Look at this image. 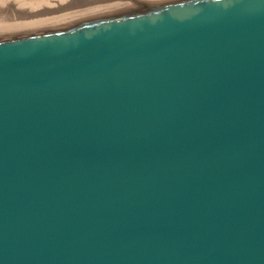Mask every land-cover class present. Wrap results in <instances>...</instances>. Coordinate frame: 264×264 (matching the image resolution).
<instances>
[{
  "label": "water",
  "instance_id": "1",
  "mask_svg": "<svg viewBox=\"0 0 264 264\" xmlns=\"http://www.w3.org/2000/svg\"><path fill=\"white\" fill-rule=\"evenodd\" d=\"M0 264H264V0L0 41Z\"/></svg>",
  "mask_w": 264,
  "mask_h": 264
},
{
  "label": "bare ground",
  "instance_id": "2",
  "mask_svg": "<svg viewBox=\"0 0 264 264\" xmlns=\"http://www.w3.org/2000/svg\"><path fill=\"white\" fill-rule=\"evenodd\" d=\"M69 1L71 0H0V41L57 27L86 24L92 22L93 16L112 13L116 9L121 11V9L134 7L141 1L149 2L150 0H122L121 4L118 2L101 6L99 4V6L86 9L74 7ZM152 1L158 2V4L173 1L176 4L181 0Z\"/></svg>",
  "mask_w": 264,
  "mask_h": 264
},
{
  "label": "flooded vegetation",
  "instance_id": "3",
  "mask_svg": "<svg viewBox=\"0 0 264 264\" xmlns=\"http://www.w3.org/2000/svg\"><path fill=\"white\" fill-rule=\"evenodd\" d=\"M181 1L177 2V4H174L173 1H168L166 3H159V4H158V2H155V1L151 2V0L149 2L144 1L146 3V6H145V3L143 1H141L140 3H138L134 7H128L127 8L128 10L127 9H121V11H120V10L116 9L117 11L115 10V12H112V13H104L103 15L93 16V20L91 19L92 22H88L86 24L79 23V24H74L72 26L62 27V28L57 27L58 29L57 28L51 29V30L49 29L48 31L45 30V31H41L38 33H32L29 35H42V34H53V33L55 34V33L61 32V31L66 30V29H71V28H75L77 26H81V25L83 26V25L92 24V23L113 22V21H117V20L132 19V18H145V17H149L152 15L160 14L163 11H166L169 7H172L174 5L187 3V2H196L198 0H185V1L181 0ZM69 2L74 7H81V8L86 9L89 7L99 6V4H100V6L106 5V4H117V2L119 4H121L122 0H71ZM153 2H155V3H153ZM90 18H92V17H90Z\"/></svg>",
  "mask_w": 264,
  "mask_h": 264
}]
</instances>
